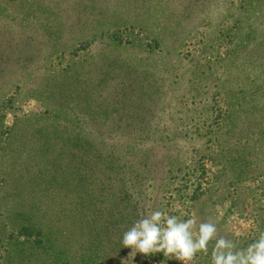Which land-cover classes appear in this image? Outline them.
I'll return each mask as SVG.
<instances>
[{
  "label": "rangeland",
  "instance_id": "obj_1",
  "mask_svg": "<svg viewBox=\"0 0 264 264\" xmlns=\"http://www.w3.org/2000/svg\"><path fill=\"white\" fill-rule=\"evenodd\" d=\"M200 1L0 0V264H164L121 242L153 210L264 232V0Z\"/></svg>",
  "mask_w": 264,
  "mask_h": 264
},
{
  "label": "clouds",
  "instance_id": "obj_2",
  "mask_svg": "<svg viewBox=\"0 0 264 264\" xmlns=\"http://www.w3.org/2000/svg\"><path fill=\"white\" fill-rule=\"evenodd\" d=\"M195 220H182L161 210H153L132 223L122 234V245L138 250L144 256L162 253L164 264L175 260L190 264L197 253L211 250V264H264V232H260L247 247L223 236L217 237V228L211 221L201 222L194 231ZM167 258V259H165Z\"/></svg>",
  "mask_w": 264,
  "mask_h": 264
},
{
  "label": "trees",
  "instance_id": "obj_3",
  "mask_svg": "<svg viewBox=\"0 0 264 264\" xmlns=\"http://www.w3.org/2000/svg\"><path fill=\"white\" fill-rule=\"evenodd\" d=\"M200 4L201 5H203V6H207V2L206 1H200ZM239 22V20L238 19H235L234 21H233V23L235 24V23H238ZM220 36V35H219ZM158 52H160V51H158ZM157 52V53H158ZM157 53H154V54H157ZM161 53V52H160ZM168 54V56H170L169 55V53H168V51H165V54ZM162 54H164V53H162ZM186 57V56H185ZM184 59V58H183ZM201 74V73H200ZM202 75V74H201ZM190 76V75H189ZM194 80V77H189L188 78V82H190V81H193ZM196 82V81H195ZM193 85H194V82L192 83ZM142 86V85H141ZM188 87L189 88H192V91H190L189 90V88H188V92L190 93V95L188 96V97H186V95L184 96V95H181V99L179 100V104L180 103H182V105L185 107L187 104L189 105V106H194V107H198L199 105V101H200V103H202V102H204V101H206L210 96L208 95V93L206 94V96H205V98L203 99V100H201V99H199L198 98V96H200V95H198L197 93H195V90H196V87H194V86H192V85H188ZM192 92H194V93H192ZM144 94H146V96H147V98L148 99H150L151 98V96H150V93H148V91H146V89H145V91H144ZM202 101V102H201ZM201 109L203 108V107H200ZM188 108H187V106H186V110H187ZM203 110H204V108H203ZM82 161V159L81 158H79V162H81ZM36 238H38V239H40L41 241H43V239H44V235L42 234V230L41 229H37L36 230ZM196 256H198V255H196Z\"/></svg>",
  "mask_w": 264,
  "mask_h": 264
}]
</instances>
